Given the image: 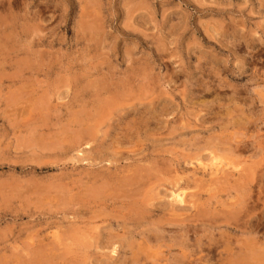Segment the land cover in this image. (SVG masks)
<instances>
[{"label":"rangeland","instance_id":"1","mask_svg":"<svg viewBox=\"0 0 264 264\" xmlns=\"http://www.w3.org/2000/svg\"><path fill=\"white\" fill-rule=\"evenodd\" d=\"M39 263L264 264V0H0V264Z\"/></svg>","mask_w":264,"mask_h":264},{"label":"bare ground","instance_id":"2","mask_svg":"<svg viewBox=\"0 0 264 264\" xmlns=\"http://www.w3.org/2000/svg\"><path fill=\"white\" fill-rule=\"evenodd\" d=\"M89 3V2H88ZM2 18V17H1ZM23 29V28H22ZM24 30V29H23ZM101 88V87H100ZM145 91V90H144ZM8 97V96H7ZM6 101V100H5ZM37 107V106H36ZM40 108V107H39ZM101 112V111H100ZM96 113V112H95ZM97 114V113H96ZM100 114V113H99ZM95 115V114H94ZM228 118H229V116H228ZM92 119V118H91ZM97 119V118H96ZM241 120V119H240ZM228 121V120H227ZM78 122H80V121H78ZM93 122V121H92ZM95 123V122H94ZM238 123V122H237ZM236 123V124H237ZM87 125V124H86ZM234 126V125H233ZM94 127V126H93ZM86 128V127H85ZM70 129V128H69ZM74 129V128H73ZM76 129V128H75ZM72 130V129H71ZM75 131V130H74ZM30 132V131H29ZM86 132V131H85ZM85 132H84V135H85ZM89 132V131H88ZM75 133H76V131H75ZM91 133V132H90ZM82 135H83V133H82ZM129 136V135H128ZM75 137V136H74ZM81 138V137H80ZM124 138V137H123ZM127 138V137H126ZM74 139V138H73ZM20 141V140H19ZM225 143V142H224ZM117 144V143H116ZM50 145V144H49ZM231 149V148H230ZM234 150V149H233ZM197 154V153H196ZM195 154V155H196ZM194 155V154H193ZM207 159V158H206ZM205 163V162H204ZM167 164V163H166ZM164 165V164H163ZM58 167V166H57ZM136 167H137V165H136ZM165 167V166H164ZM165 168H167V167H165ZM133 171V170H132ZM192 173V172H191ZM187 176V175H186ZM183 180V179H182ZM188 180V179H187ZM196 180V179H195ZM248 180V179H247ZM198 182V181H197ZM131 183V182H130ZM186 183V182H185ZM35 184V183H34ZM54 184V183H53ZM181 184V183H180ZM58 185V184H57ZM61 185V184H60ZM64 185V184H63ZM179 186H182V184L181 185H179ZM179 186H178V188H179ZM199 186V185H198ZM51 187V186H50ZM63 187V186H62ZM172 187V186H171ZM202 187V186H201ZM233 187V186H232ZM243 187V186H242ZM64 188V187H63ZM52 189V188H51ZM177 189V188H176ZM200 189V188H199ZM138 190V189H137ZM136 190V191H137ZM97 191V190H96ZM180 192V191H179ZM58 193V192H57ZM135 193V192H134ZM188 193V192H187ZM23 194V193H22ZM98 194V193H97ZM40 195V194H39ZM90 195V194H89ZM180 195V194H179ZM189 195V194H188ZM84 196V195H83ZM85 197V196H84ZM101 197V196H100ZM174 197H176V196H174ZM186 197V196H185ZM77 198H79V197H77ZM86 198H87V196H86ZM85 198V199H86ZM95 198V197H94ZM97 198V197H96ZM64 199V198H63ZM181 199V198H180ZM179 199V200H180ZM75 200V199H74ZM88 200V199H87ZM182 200V199H181ZM181 200H180V202H181ZM94 201V200H93ZM137 201V200H136ZM65 202V201H64ZM90 202V201H89ZM66 203V202H65ZM91 203V202H90ZM62 205V204H61ZM65 205V204H64ZM91 205V204H90ZM95 205V204H94ZM100 205V204H99ZM67 206V205H66ZM136 206H138V205H136ZM125 207H127V205L125 206ZM48 222V221H47ZM50 222V221H49ZM48 225V224H47ZM139 227V226H138ZM139 233V232H138ZM63 234V233H62ZM67 234V233H66ZM65 235V234H64ZM68 236V235H67ZM138 236V235H137ZM145 238V237H144ZM48 243H50L49 241H48ZM48 243H47V245H48ZM44 244V243H43ZM213 245V244H212ZM52 247V246H51ZM154 247V246H153ZM224 247V246H223ZM38 248H39V246H38ZM225 248V247H224ZM42 248H40V250H41ZM44 249V248H43ZM33 250V249H32ZM36 251V250H35ZM34 251V252H35ZM37 251H39V249L37 250ZM50 251V250H49ZM46 252V251H45ZM42 253V252H41ZM45 254V253H44ZM33 255V254H32ZM230 255V254H229ZM43 256H41V258H42ZM228 257V256H227ZM33 258V257H32ZM40 258V257H39ZM35 259V258H34ZM41 260H45L44 259V257L41 259ZM48 260V259H47ZM193 260V259H192ZM35 261V260H34ZM42 261V262H43ZM17 262H18V260H17ZM28 262H29V260H28ZM39 262H41V261H39ZM37 263V262H36ZM47 263V262H46ZM39 264H41V263H39Z\"/></svg>","mask_w":264,"mask_h":264}]
</instances>
